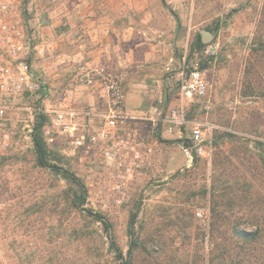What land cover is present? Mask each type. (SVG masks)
I'll use <instances>...</instances> for the list:
<instances>
[{
    "label": "rangeland",
    "instance_id": "1",
    "mask_svg": "<svg viewBox=\"0 0 264 264\" xmlns=\"http://www.w3.org/2000/svg\"><path fill=\"white\" fill-rule=\"evenodd\" d=\"M156 1L164 12L155 13L160 24L149 31V43L156 44L161 60L150 71L159 74L161 85L168 91V79L174 80L176 88L181 72L199 63L206 70L208 90L205 96L187 103L189 121L214 124L213 142L217 130L237 136L219 148L213 144L211 160L195 157L200 161L195 163L194 159L189 164L186 159L185 167L168 173L164 162L167 153L184 152L182 146L173 144L162 148L158 140L163 127L159 125L154 154L130 186L126 202L106 210L88 207L110 220L125 253L131 242L129 226L139 214L136 226L138 231L145 226L143 236L148 229L159 226L162 241L170 243L175 238L177 247L190 255L193 264H209L210 245L205 237L209 226L195 212L207 207L212 215L214 198H218L211 194L214 183L223 188L234 183L236 177L243 184L244 170L250 169L256 176H248L254 185L252 201L260 202L262 207L256 212L258 217L264 215L260 211L264 209V146L256 142H264V99L242 96L245 68L264 0ZM205 30L214 38L204 49L217 46L214 55L193 50L195 38ZM160 110L165 114L169 107L165 103ZM16 129L11 148L0 155V264H119L110 253L103 225L73 208L67 194L68 182L51 169L37 165L30 127L23 122ZM182 131L185 138L190 137V127ZM65 140L59 137L57 145L49 147L52 163L82 177L85 163L94 160ZM244 217L246 222L241 228L254 227L253 232L245 231L255 233L258 224L250 215ZM189 223L192 227L187 229Z\"/></svg>",
    "mask_w": 264,
    "mask_h": 264
},
{
    "label": "built area",
    "instance_id": "2",
    "mask_svg": "<svg viewBox=\"0 0 264 264\" xmlns=\"http://www.w3.org/2000/svg\"><path fill=\"white\" fill-rule=\"evenodd\" d=\"M27 5L28 0H0V155L11 148L16 128L24 122L32 133L36 116L47 114L43 106L45 81L30 61L32 42L28 34ZM205 52L214 55L217 46H207ZM104 80L108 109L102 126L95 125L94 112L88 113L91 120L84 123L83 113L58 110L44 127L49 147L56 146L61 137L94 160L85 163L80 159L85 163L82 178L88 188L87 204L106 210L126 202L130 186L154 154V139L161 124L170 132L190 127L191 135L182 144L189 164L195 157L211 160L214 124L191 123L183 103L169 108L165 114L156 107L146 125L134 128L132 125L137 119L126 108L124 79L106 75ZM168 80L169 93L178 90L185 103L205 96L208 90L206 70L199 63L181 72L176 88L172 84L174 80ZM88 82L93 83L92 78H88ZM195 215L209 226V208H198ZM244 229L255 230L248 225Z\"/></svg>",
    "mask_w": 264,
    "mask_h": 264
},
{
    "label": "crops",
    "instance_id": "3",
    "mask_svg": "<svg viewBox=\"0 0 264 264\" xmlns=\"http://www.w3.org/2000/svg\"><path fill=\"white\" fill-rule=\"evenodd\" d=\"M158 6L156 0L29 1L30 61L45 81L43 106L49 121L55 111L66 110L83 113L81 120L88 123V113L94 112L95 125L102 126L108 109L106 75L124 79L126 108L137 119L134 128L146 125L156 107L165 103L169 108L187 105L178 90L169 93L152 71L161 60L156 44L149 43V31L160 24L155 13L164 12ZM161 126L157 140L162 148L168 144L180 148L188 139L183 129L170 132ZM164 159L168 173L186 166L179 151Z\"/></svg>",
    "mask_w": 264,
    "mask_h": 264
},
{
    "label": "trees",
    "instance_id": "4",
    "mask_svg": "<svg viewBox=\"0 0 264 264\" xmlns=\"http://www.w3.org/2000/svg\"><path fill=\"white\" fill-rule=\"evenodd\" d=\"M216 30H219V27ZM205 46L200 33L193 42V50L202 52L205 50ZM249 57L245 68L242 96L251 99H264V4ZM168 98L169 95L166 99L168 100ZM47 123H49L48 115L38 114L31 133L37 165L43 169H51L68 182L67 194L70 196L73 208L103 225L110 244V253L115 256L119 264H193L190 255L182 253L181 247H177L175 238L170 243L162 241L159 226L148 229V233L143 236L145 226L142 225L141 230H137L136 222L139 215L137 213L129 226L131 242L129 250L125 253L117 242L110 220L102 212L88 207V188L85 180L69 169L52 163V152L44 138V127ZM236 136L224 130H217L213 142L214 147L219 148L226 140ZM256 142L264 146V142ZM261 160H264L263 156ZM199 161V158L195 159V163ZM229 162L230 166L233 165L231 160ZM244 171L246 178L243 184L235 177L234 183L232 181L223 188H219L215 183L211 187V194L218 198L217 200L214 198L210 224L205 234L210 245L209 264H264V215L258 217V213H256L262 207L259 206L260 202L252 201L255 193L254 185L248 178L251 176L256 179V176L248 168H245ZM262 189L264 190V186ZM207 193L208 190H205V194ZM140 207L141 204H138V211L141 210ZM246 209L248 212L244 214ZM242 211L244 213L241 216L238 215ZM260 211L264 213V209ZM244 215H250L253 222L258 224L255 233L248 234L241 228L242 223L246 222ZM185 226L190 229L192 223Z\"/></svg>",
    "mask_w": 264,
    "mask_h": 264
},
{
    "label": "water",
    "instance_id": "5",
    "mask_svg": "<svg viewBox=\"0 0 264 264\" xmlns=\"http://www.w3.org/2000/svg\"><path fill=\"white\" fill-rule=\"evenodd\" d=\"M201 36H202V42L205 45H209L214 38L212 32L208 30L201 31Z\"/></svg>",
    "mask_w": 264,
    "mask_h": 264
}]
</instances>
